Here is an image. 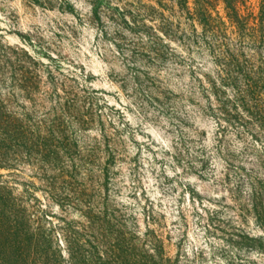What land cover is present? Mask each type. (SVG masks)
Returning a JSON list of instances; mask_svg holds the SVG:
<instances>
[{
  "label": "rangeland",
  "instance_id": "rangeland-1",
  "mask_svg": "<svg viewBox=\"0 0 264 264\" xmlns=\"http://www.w3.org/2000/svg\"><path fill=\"white\" fill-rule=\"evenodd\" d=\"M185 18L169 0H0V97L20 120L57 119L69 153L45 176L21 158L0 182L65 259L90 204L128 249L154 234L176 264H264V45L241 50L263 87L247 91Z\"/></svg>",
  "mask_w": 264,
  "mask_h": 264
},
{
  "label": "trees",
  "instance_id": "trees-1",
  "mask_svg": "<svg viewBox=\"0 0 264 264\" xmlns=\"http://www.w3.org/2000/svg\"><path fill=\"white\" fill-rule=\"evenodd\" d=\"M169 1H174L178 13L184 14L187 21L199 27L200 33L195 31L193 43H203L220 73L240 75L247 91L263 90L261 84L248 75L247 71L253 72L241 50L247 45H264V0H260L257 15L248 13L249 0ZM162 2L156 0L159 7ZM17 74V78H13L20 87V73ZM22 81L27 94L36 90L38 79L35 76H26ZM233 90L237 91L234 87ZM59 124L57 119L35 122L27 115L20 120V114L0 97V169H12L25 158L34 165L39 164L37 168L43 176L45 170L40 165L52 171L58 152L69 154L63 131L55 129ZM57 170L60 177L65 174L62 164ZM83 206L85 212L80 213L88 226L66 225L68 259H65L52 246L50 235L43 231L40 222L33 221V215L23 203L0 182V264H176L165 256L163 245L154 234L146 235L150 238L147 253L134 245L128 249L124 239L107 241L110 232L103 227L108 224L104 218L106 213L94 205ZM87 229L96 231L100 240L89 235ZM121 248L132 252L131 261L120 257L117 252Z\"/></svg>",
  "mask_w": 264,
  "mask_h": 264
}]
</instances>
